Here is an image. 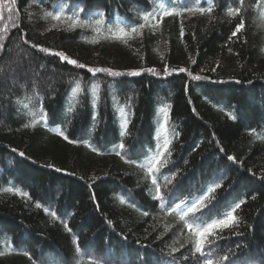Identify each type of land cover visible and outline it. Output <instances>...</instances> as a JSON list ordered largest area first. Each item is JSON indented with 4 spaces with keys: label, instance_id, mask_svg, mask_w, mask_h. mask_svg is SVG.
Masks as SVG:
<instances>
[{
    "label": "trees",
    "instance_id": "obj_1",
    "mask_svg": "<svg viewBox=\"0 0 264 264\" xmlns=\"http://www.w3.org/2000/svg\"><path fill=\"white\" fill-rule=\"evenodd\" d=\"M262 3L213 0L214 19L187 12L165 17L155 34L145 27L128 43L107 30L137 26L160 5L183 11L207 7V0H15L11 20L0 7V29H8L0 33V264L89 258L100 264H203L223 256L229 257L224 264H264ZM61 4L65 17L91 26L52 29L57 22L44 13L60 11ZM229 7H241L245 20L232 40L241 17H227ZM99 13L104 24L97 33ZM39 48L62 51L85 67ZM96 67L125 75L88 71ZM132 71L140 75H127ZM77 84L81 90L74 95ZM165 137L171 141L168 163L155 173L160 202L139 165ZM215 185L212 204L189 222H208L243 202L240 224L225 230L210 256H194L190 245L181 247L187 230L174 209Z\"/></svg>",
    "mask_w": 264,
    "mask_h": 264
},
{
    "label": "snow or ice",
    "instance_id": "obj_2",
    "mask_svg": "<svg viewBox=\"0 0 264 264\" xmlns=\"http://www.w3.org/2000/svg\"><path fill=\"white\" fill-rule=\"evenodd\" d=\"M242 2V0H241ZM15 0H13L12 4H0V7H4L7 9L9 13V19H12V16L14 14V5ZM161 8V11L157 14L155 10L153 12H146L141 16V19L143 20V23H139L137 26L130 27L128 29L124 27H117L115 30H112L109 28L107 31L110 33V38L123 41L124 43H128L129 39H133L136 36L142 35L141 30L145 27H150L153 29V34H155V31L159 29L161 22L165 17H182L185 12L192 13V14H200V15H207L210 20L214 19L213 16L214 7H213V0H207V7L204 6H195V7H187L183 11H177L175 9H165L163 5L159 6ZM61 10L56 12L47 11L44 13V18L48 19L50 18L52 21H56L57 23H54L51 25L52 29L58 28L60 24L67 23L68 29L73 30L77 27H90L91 25L86 24L85 22H82L78 17L76 16H68L65 17V14L63 12V5H60ZM226 16L229 18H235V17H241L239 22L235 25L234 30L231 32V35L229 36V40H232L233 37L238 38V33H241L245 29V20L241 15V7H229L226 10ZM100 19H97L95 21V27L94 31L97 33L101 32V25L104 24V18L103 13H99ZM2 18V17H0ZM260 18L264 20V3L261 4V11H260ZM152 21H155V23H151ZM12 27H18V25L15 23V21L12 22ZM7 25L0 29V33L7 31ZM181 33H183V28H181ZM4 37L0 35V40H3ZM33 47H39L38 45H32ZM4 45L0 44V49H3ZM41 52L54 55L56 57H59L60 61H66L67 63L77 67V68H84L85 65L79 63L75 59H70L64 52L62 51H55L52 52L48 48H39ZM264 51V49H262ZM195 62V61H193ZM88 71L95 75L96 73H107L111 76H121L125 75V73L113 71L110 68H88ZM146 71L152 72L155 74V69H146ZM179 71L183 72L185 69L181 68ZM127 75L136 76L140 75L139 72L132 71L128 72ZM194 79H201L199 76H194ZM80 85L77 84L76 88L73 89V94L75 95L80 91ZM25 107H28V105H24ZM123 111V110H121ZM162 111L165 113V124L167 123V111L166 109H162ZM33 116L36 115V113H31ZM41 119H44V116L41 114ZM35 121L33 122L34 126ZM30 125H25V127H29ZM164 127V125H162ZM61 136H64V133H59ZM64 139L67 140L68 137L64 136ZM170 145L171 141L168 140L166 137L163 141V144L158 147V150L149 158L147 159L146 163H143L139 165L146 174L151 177V183L154 186L155 190V196L154 199L160 202L164 201V196L161 194L160 187L157 184V180L155 178V173L159 171L161 167H163L165 164L168 163L167 155H170ZM120 148H123L124 145L121 144L119 146ZM95 150V149H94ZM120 153H117L119 155ZM167 154V155H166ZM21 156L24 155V153H20ZM228 159L233 160L234 157H228ZM128 163H133V161H126ZM51 166V165H50ZM59 171V169H57ZM220 187L219 185H215L214 187H209L206 192L200 196L199 198L193 199L191 201H185L183 204H177L175 206L174 210L180 211V221L183 222L184 228L187 230V237L185 239L184 244H181V247H184L185 245H190L191 253L192 255L199 254L200 256H210L211 255V245L214 244L218 239L223 237V234L225 230L233 231L239 226L240 224V217L238 215V210L241 208L240 203H236L229 211L224 212L222 215L210 219L208 222L205 223H194L189 222L188 217L192 216L195 217V214L197 212H201L202 209L207 208L209 205L212 204V201L215 199L214 193L216 191V188ZM4 191L6 192H14L16 195L21 196H27V193H22L18 189L13 188H7ZM121 203H124L123 200H121ZM37 208L41 207L39 204L36 205ZM46 212L49 210L45 209ZM211 211V209H209ZM144 216L148 215V212L142 213ZM170 214V213H169ZM49 215L53 219H58L56 213L54 211L49 212ZM111 224V221H109ZM64 228L71 232V228H69L67 223H64ZM206 249H209L208 252H206ZM179 249L173 248L172 251L176 252ZM77 252H80V248L77 246L76 249ZM5 253L0 251V256L4 255ZM24 255L28 256L29 254L27 252L24 253ZM228 256L220 257L216 260H213L211 258H206L203 260V264H224V261L228 260ZM77 264H100V261L89 258L87 260H79L77 261Z\"/></svg>",
    "mask_w": 264,
    "mask_h": 264
},
{
    "label": "rangeland",
    "instance_id": "obj_3",
    "mask_svg": "<svg viewBox=\"0 0 264 264\" xmlns=\"http://www.w3.org/2000/svg\"><path fill=\"white\" fill-rule=\"evenodd\" d=\"M17 47H22L21 45H17ZM0 79H2V78H0ZM5 83H7L8 84V82L6 81V80H3ZM10 81V80H9ZM6 84V85H7Z\"/></svg>",
    "mask_w": 264,
    "mask_h": 264
}]
</instances>
